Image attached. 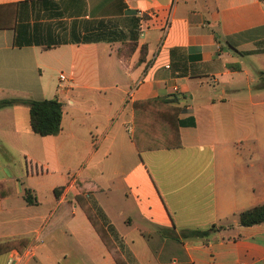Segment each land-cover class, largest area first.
I'll return each mask as SVG.
<instances>
[{"label":"crops","instance_id":"0c3cea01","mask_svg":"<svg viewBox=\"0 0 264 264\" xmlns=\"http://www.w3.org/2000/svg\"><path fill=\"white\" fill-rule=\"evenodd\" d=\"M3 5L17 18L0 29V100L57 97L63 118L41 136L26 105L0 108V242L28 238L26 264H116L75 201L79 182L131 264H264V222L238 216L264 203V1ZM158 96L195 123L181 147L139 151L134 102ZM16 151L24 172L6 162Z\"/></svg>","mask_w":264,"mask_h":264},{"label":"trees","instance_id":"16d2710c","mask_svg":"<svg viewBox=\"0 0 264 264\" xmlns=\"http://www.w3.org/2000/svg\"><path fill=\"white\" fill-rule=\"evenodd\" d=\"M12 6L14 5L0 6V29L15 27L17 13L12 11ZM135 45V42L127 44V46ZM176 100L158 96L134 102L135 131L133 141L139 151L171 149L182 146L180 127L182 125H193L195 122L193 119L187 121L179 118L183 109L176 104ZM15 104H24L29 108L31 129L36 134L49 136L57 135L60 132L63 118V103L57 97L45 100L22 97L0 100V108ZM77 186L80 192L75 196V201L89 219L115 263L129 264L112 238L105 222L94 206L87 200L84 188L79 182ZM97 190H99L98 187L92 186L89 191ZM25 198L29 203L37 202L28 188L26 189ZM70 204H73V202H70ZM238 216L240 224L243 226L261 224L264 222V203L246 209L240 212ZM217 229L219 227L214 224L207 229L185 230L182 232V235L184 237H205ZM28 243L29 239L25 237L0 242V255L13 249L22 252L28 246Z\"/></svg>","mask_w":264,"mask_h":264},{"label":"built area","instance_id":"2783aa9c","mask_svg":"<svg viewBox=\"0 0 264 264\" xmlns=\"http://www.w3.org/2000/svg\"><path fill=\"white\" fill-rule=\"evenodd\" d=\"M61 81H67V77L65 74H60ZM32 250L25 249L24 251H14L9 254L7 264H26V262L32 257ZM240 264H245L241 262Z\"/></svg>","mask_w":264,"mask_h":264},{"label":"rangeland","instance_id":"374dc122","mask_svg":"<svg viewBox=\"0 0 264 264\" xmlns=\"http://www.w3.org/2000/svg\"><path fill=\"white\" fill-rule=\"evenodd\" d=\"M5 158L10 169L17 172H19V169H22L23 172L25 171V164L23 163L24 158L21 154H19V151L14 152V157H9L5 155ZM21 163H23V166H21ZM83 257L85 256L83 255ZM127 261L129 262V264L132 263V260L130 258H128Z\"/></svg>","mask_w":264,"mask_h":264}]
</instances>
